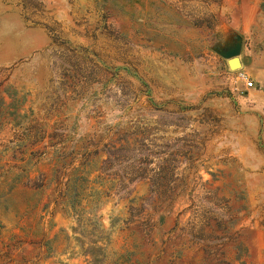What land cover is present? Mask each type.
Segmentation results:
<instances>
[{
    "label": "rangeland",
    "instance_id": "rangeland-1",
    "mask_svg": "<svg viewBox=\"0 0 264 264\" xmlns=\"http://www.w3.org/2000/svg\"><path fill=\"white\" fill-rule=\"evenodd\" d=\"M0 264H264V0H0Z\"/></svg>",
    "mask_w": 264,
    "mask_h": 264
},
{
    "label": "water",
    "instance_id": "water-1",
    "mask_svg": "<svg viewBox=\"0 0 264 264\" xmlns=\"http://www.w3.org/2000/svg\"><path fill=\"white\" fill-rule=\"evenodd\" d=\"M237 53V49L236 48H231L229 50V54H231L232 56L228 59L229 65L231 67L237 66L240 64L239 58L236 55Z\"/></svg>",
    "mask_w": 264,
    "mask_h": 264
},
{
    "label": "trees",
    "instance_id": "trees-1",
    "mask_svg": "<svg viewBox=\"0 0 264 264\" xmlns=\"http://www.w3.org/2000/svg\"><path fill=\"white\" fill-rule=\"evenodd\" d=\"M77 193H75V195H76ZM85 197H87V196H85Z\"/></svg>",
    "mask_w": 264,
    "mask_h": 264
},
{
    "label": "built area",
    "instance_id": "built-area-1",
    "mask_svg": "<svg viewBox=\"0 0 264 264\" xmlns=\"http://www.w3.org/2000/svg\"><path fill=\"white\" fill-rule=\"evenodd\" d=\"M251 82V81H250ZM249 84H251V83H249Z\"/></svg>",
    "mask_w": 264,
    "mask_h": 264
}]
</instances>
